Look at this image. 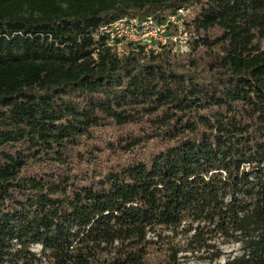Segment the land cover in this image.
Returning <instances> with one entry per match:
<instances>
[{
    "label": "trees",
    "instance_id": "obj_1",
    "mask_svg": "<svg viewBox=\"0 0 264 264\" xmlns=\"http://www.w3.org/2000/svg\"><path fill=\"white\" fill-rule=\"evenodd\" d=\"M180 8L188 54L109 47ZM219 240L264 264V0H0V264H213Z\"/></svg>",
    "mask_w": 264,
    "mask_h": 264
},
{
    "label": "built area",
    "instance_id": "obj_2",
    "mask_svg": "<svg viewBox=\"0 0 264 264\" xmlns=\"http://www.w3.org/2000/svg\"><path fill=\"white\" fill-rule=\"evenodd\" d=\"M191 9L180 8L168 17L165 23H158L154 17L124 18L110 27V41L108 45L119 56L125 55L128 44L142 46L146 53L158 54L170 44L180 45L181 50H186L189 39L187 38L185 21L190 17ZM177 29V35H173ZM186 52V51H182Z\"/></svg>",
    "mask_w": 264,
    "mask_h": 264
},
{
    "label": "rangeland",
    "instance_id": "obj_3",
    "mask_svg": "<svg viewBox=\"0 0 264 264\" xmlns=\"http://www.w3.org/2000/svg\"><path fill=\"white\" fill-rule=\"evenodd\" d=\"M187 38L189 39V42L187 43L186 50H181L180 45L176 44H170L168 47L172 49L174 53H177L179 55H186L190 52L189 44L192 39V36L190 35L189 31L186 30ZM173 35H177V29H174ZM182 51H186L183 52ZM126 52V50H125ZM217 247L219 248L221 252V259L217 262H214L213 264H224L228 259H232L236 256H239L242 253V245L239 243L234 242H225L223 240L217 241ZM33 251L37 253L38 255L41 254V247L40 246H34ZM158 257V255L155 254V258ZM206 254H191V253H182L178 256L180 259V263L182 264H212L210 263L209 259H206ZM157 259V258H156Z\"/></svg>",
    "mask_w": 264,
    "mask_h": 264
}]
</instances>
